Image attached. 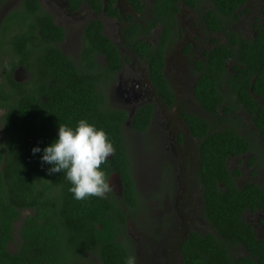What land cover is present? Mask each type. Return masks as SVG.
I'll return each instance as SVG.
<instances>
[{
  "label": "trees",
  "instance_id": "16d2710c",
  "mask_svg": "<svg viewBox=\"0 0 264 264\" xmlns=\"http://www.w3.org/2000/svg\"><path fill=\"white\" fill-rule=\"evenodd\" d=\"M10 1L0 0V5ZM65 1L71 11L81 2ZM89 1L98 12L99 1ZM209 1L212 9L201 21L207 33H222L227 42L212 40L204 62L195 64L193 97L226 126L215 130L204 118L182 117L199 144L203 216L215 235L191 232L180 251L183 264H264V241L243 219L247 211H264V187L247 183L238 188L234 179L239 172L227 166L228 158L251 152L254 145L230 122L237 108L249 116L264 142V6L255 37L245 40L230 29L245 0ZM129 3L140 12L137 0ZM179 3L194 9L199 0H154L144 26L130 17L123 31L126 45L145 63L151 86L167 105L174 96L164 77V58L176 36ZM106 14L120 17L110 3ZM157 26L160 33L152 46L144 37ZM64 38V29L38 0H21L0 19V53L11 55L0 73V264H86V258L95 264H127L133 257L126 224L138 195L123 131L129 121L132 131L146 132L153 107L140 106L128 119L126 111L109 105L108 85L125 60L98 20L83 29L78 62L60 49ZM19 68L27 76L23 82L13 79ZM80 120L102 129L111 142L114 153L100 169L107 182L118 176L119 197L110 189L103 199L74 200L63 173L48 175L50 166L41 164L39 153H31L34 146L43 149L51 143L59 125L74 128ZM16 223L19 243L12 252ZM237 247L246 255L235 258Z\"/></svg>",
  "mask_w": 264,
  "mask_h": 264
},
{
  "label": "rangeland",
  "instance_id": "374dc122",
  "mask_svg": "<svg viewBox=\"0 0 264 264\" xmlns=\"http://www.w3.org/2000/svg\"><path fill=\"white\" fill-rule=\"evenodd\" d=\"M20 1L11 0L6 4L0 5V19L7 12L15 9ZM38 1L42 10L50 14L54 18L55 23L65 31V38L60 47L62 52L73 61L78 62L82 28L91 21L92 17L90 13L86 10L85 12L82 11L78 16L71 17L64 11V0ZM116 1L121 9H125V0ZM247 1L246 9H250V14L247 17L241 18V23H239L241 25L236 29L241 34L247 33L249 30V24L251 19L256 17L259 3L258 0ZM203 8L204 11L212 9L211 2L209 0H200L196 15L182 10L177 18L178 26L184 30V34L188 39L190 35H198L197 24L201 30V17L204 14V11H202ZM150 9L151 6L147 9L146 18L150 15ZM241 12L242 9L240 10ZM142 21H144L143 18ZM104 23L103 34L118 48L120 55L125 60L123 69L117 75L115 82L113 81L111 86L108 85L109 105L113 109L124 110L129 115H133L136 108L145 103L151 104L154 109L151 125L146 132L136 133L126 125L123 131V140L131 166V173L137 183L136 191L138 195V206L130 214L127 221L126 233L132 239V255L135 259V264H155L149 259L153 252L150 251L149 241H152L153 230L151 221L154 219L153 216H156L155 214H163L164 208H162L160 200L163 199L161 190L164 188L165 177H167L165 163L168 160L162 146L168 148L167 138H169L170 142L174 134H182V129L180 128L182 121L179 114L184 111L207 119L215 130L224 127L226 122L220 121L216 117L204 115L191 97V86L196 80L197 75L192 73L189 64L194 58H198V55L200 56L199 51L203 46L196 48L189 55L184 53L182 44L178 42L176 45L173 43L167 48L165 52L166 68L164 75L175 93L177 103L174 106H165L157 100L156 95H154L150 87L145 63L137 58L122 40L126 22L118 23L116 21L104 20ZM159 30L158 28L150 36H145L144 39H146V42L155 46L157 44ZM215 38L220 42L224 41L221 37H214L213 39ZM195 45L198 46L199 43L197 42ZM10 56L9 52L7 53L6 51L0 53V73ZM24 78L25 76L23 77L21 72L17 71L15 73L16 80L20 81ZM1 116L2 111H0V120ZM230 122L235 125L241 135L250 140L254 145L253 150L244 157L230 159L228 161V168L241 173V185L249 182L264 185V145H261L263 143H260L256 138L249 116L240 109H237L235 115L230 119ZM1 129L0 122V141ZM185 142L186 145L180 148L181 154H184L188 150L187 156H194L193 163L195 164L198 156L197 142L189 139V137L185 138ZM194 172L195 168L192 166L193 175ZM108 183L113 193L119 196L118 180L114 176H110ZM202 217L204 218L203 213ZM198 219L201 224L197 221L196 226L199 227V230L202 228V233L214 234V231L208 225L205 227L202 224L203 221L200 219V216H198ZM244 220L251 226H254L255 233H259L260 226L264 225V215L260 212L257 214L246 213ZM192 225H195V223H192ZM18 226L19 223H16L14 227V241L9 246V250L12 252L19 243L17 234ZM236 256L241 257L243 253L239 252V249H236L234 257ZM86 260V264H95L91 259L86 258Z\"/></svg>",
  "mask_w": 264,
  "mask_h": 264
},
{
  "label": "flooded vegetation",
  "instance_id": "af4514ba",
  "mask_svg": "<svg viewBox=\"0 0 264 264\" xmlns=\"http://www.w3.org/2000/svg\"><path fill=\"white\" fill-rule=\"evenodd\" d=\"M98 1L100 4V8H99L100 10H98V12L95 11V9H93V5L89 0H81V2H79V7L76 11H71L68 8L66 1L64 0L63 8H64V11L68 15H70L71 17L78 16V14H80L82 11L85 12L87 10V12H89L91 17H92L91 21L92 20H98L99 21V19H100L99 22L102 24L103 29L105 27L104 20L116 21L118 23H120V22L125 23L126 22L125 23V28H126L127 27V20L130 17L134 20V22H136L137 24H139L143 27L144 21H142V18H143V20L146 19L147 9H148V7L152 6V4L154 2V0H137L139 3V7H141V8H140V12H136L134 7L129 3V0H125V5H126L125 9H121L118 6V3L116 0H98ZM199 2H200V0H199ZM258 2L259 3H258L257 11H256V17H253L251 19V22L249 24V30L247 31V33H244V34L238 33L236 31V29L241 25V24L239 25V23H241V18L247 17L250 14V9H246L248 1L245 0L244 6L237 9V11L235 12V16L238 18V20L235 23L231 24L230 29L238 37L243 38L245 40H250V39H253L255 37V35H256L255 27L263 20L261 8H262V6H264V0H262V1L258 0ZM108 3H110L114 9H116V12L120 16L119 18L109 17L106 14V7L108 6ZM241 9H242V12L240 13ZM182 10H186L189 13H192L195 15L197 12V8L191 9V8L187 7L186 4H183V3L178 4V11L175 15L176 36L172 40V44L174 43V45H176L177 42L181 43L182 44V50L187 55L191 54V52L193 50H195L196 48H200L203 46V48H201L199 51L200 56L198 55V58H194L189 64L190 68L192 69V73L197 75V73H196L197 67L195 64L198 62H200V63L204 62V59H205L204 54L206 52L210 51L213 47L212 40H216L219 43H226L227 40L223 37L222 33H217V34L207 33L203 23L201 24L202 25L201 30L199 28V25L197 24L198 35L197 36H195V35L191 36L190 35L189 39H188L186 37V35L184 34V30L182 28H180L177 24V20H178L177 18L179 17ZM207 10H210V9H207ZM202 11H204V8L202 9ZM205 11H204V13H205ZM95 18H97V19H95ZM158 28L160 29V27L157 26L155 29L151 30L150 33H153ZM82 29H84V28H82ZM82 32H83V30H82ZM158 35H157V37H158ZM142 37H144V36H142ZM212 37L213 38L214 37H221L224 39V41L220 42L217 38L213 39ZM122 40H123L124 44L126 45L123 38H122ZM145 41H146V39H145ZM157 41H158V39H157ZM197 42L199 43L198 46L195 45ZM61 44H60V47H61ZM79 47H80V45H79ZM201 54H202V56H201ZM124 63H125V61L122 64L121 70L123 69ZM165 65H166V55L164 58V71L166 68ZM16 72H17V70L13 74L14 80H16L15 79V73ZM118 74H119V72L116 74L114 79H116ZM147 76H148V72H147ZM164 77H165V75H164ZM26 78H24L23 80H20V81L17 80V81L23 82L26 80ZM197 79H198V75L196 77V80L192 83V86H191V88H192L191 97L195 101V103L198 105V103L196 102V100L193 97V89H194V86H195ZM166 81L169 82L168 80H166ZM148 82H149V78H148ZM149 84H150V82H149ZM168 84L171 88L170 83H168ZM111 85H112V83H110V86ZM150 87L153 90L154 95H156L157 100H159L161 103H163L166 106L167 104L164 101H162L160 99V97L157 96L156 91L153 89L151 84H150ZM171 90H172V88H171ZM172 94L174 96L173 103L171 105H167V106H174L177 103L176 96H175V93L173 90H172ZM144 105H151V104L145 103V104H142L140 106H144ZM198 107H199V105H198ZM199 109L204 113V115L214 117L213 115L206 114L200 107H199ZM236 110H235V113H236ZM241 111L244 112L243 110H241ZM183 113L193 115L188 111H186V112L184 111ZM183 113L179 114L180 119L182 121V124L180 127L182 129V134L181 135H179L178 133L174 134L173 139L170 142H169V138H167L168 139V148H166L165 146H162V149L166 152V157L168 160L165 163V171L167 172V174H166L167 177H165V181H164V185H163L164 188H162V190H161V194L163 196V199L160 200V204H161L162 208L163 207L164 208H163V214L160 213L158 215L155 214L156 216H153L154 219H153V221H151L152 230H153L152 241H149L150 251H153L152 254L150 255L149 259H151L155 264H183V257H182L180 248H181V244L185 240L188 239L190 233L194 232V233L201 234V235L208 234V233H202L203 232L202 228H201V230H199V227L196 226L197 221L201 224L200 220L198 219V216H200V219L203 221L202 224L205 227L208 225L205 218L202 217V213H203V201L201 198L202 188H201V185L199 183L198 175H197L199 157L197 156V161L194 164L193 163L194 156L188 157L187 156L188 150L184 154H181V150H180L181 147L183 148V146L186 145L185 138H187V137H189V139L197 142V145H199L197 139H195L194 137L191 136L189 129L185 125L183 117H182ZM153 114H154V109H153ZM153 114H152V117H153ZM193 116L202 118L199 115H193ZM227 116H230V114H228ZM152 117H151V119H152ZM251 124H252V122H251ZM150 125H151V122H150ZM127 126H129V124ZM252 127L255 131L256 138L258 139V141H260V143H263L261 145H264V142L257 135V132H256L253 124H252ZM221 128H223V127H221ZM197 152H198V148H197ZM248 153L249 152H246L245 154L236 156L234 158H228L227 159V166H228V161L230 159L241 158V157H244L245 155H247ZM192 166L195 168L194 175L192 173ZM229 171L233 172L234 170L229 169ZM240 177H241V173L239 172V176L237 178H235L234 181H235L236 186L241 189L247 183L241 185L240 184ZM134 184H135V188H136L137 183L135 182V180H134ZM249 184L259 185L257 183L255 184L252 182H249ZM260 186L264 187V185H260ZM133 211H132V213H133ZM259 212L264 215V211H261V210H257L255 212L247 211L243 214V219H244V216L246 213L257 214ZM190 223H191V225H189ZM192 223H195V225H192ZM261 223H263V221H261ZM126 226H127V224H126ZM251 227H252V230L254 232V235L256 234L255 237L258 240L264 241V233H263L264 225L260 226L259 233H257V232L255 233L254 226H251ZM213 235H215V233ZM237 248L239 249V252L243 253V256L246 255V252L244 251L243 248H241V247H237ZM235 258H238V256H236Z\"/></svg>",
  "mask_w": 264,
  "mask_h": 264
},
{
  "label": "clouds",
  "instance_id": "9594fccd",
  "mask_svg": "<svg viewBox=\"0 0 264 264\" xmlns=\"http://www.w3.org/2000/svg\"><path fill=\"white\" fill-rule=\"evenodd\" d=\"M31 153H39L41 164L50 166L46 169L48 175L63 173L74 200L103 199L110 190L100 166L114 148L102 129L85 120L78 121L74 128L59 125L56 138L43 149L34 146ZM127 264H135L134 257H129Z\"/></svg>",
  "mask_w": 264,
  "mask_h": 264
},
{
  "label": "water",
  "instance_id": "95a60500",
  "mask_svg": "<svg viewBox=\"0 0 264 264\" xmlns=\"http://www.w3.org/2000/svg\"><path fill=\"white\" fill-rule=\"evenodd\" d=\"M17 71L18 72H21L22 74H23V77L25 76V78L27 77L26 76V74H25V72H24V70L22 69V68H19V69H17ZM17 81V80H16ZM132 117V114H130L129 115V118L128 119H130ZM129 124V121L127 122V125ZM112 176H114L118 181H119V179H118V176L117 175H112ZM110 179V178H109ZM109 184V183H108ZM118 184H119V191H120V195H121V184H120V181L118 182ZM119 195V196H120Z\"/></svg>",
  "mask_w": 264,
  "mask_h": 264
}]
</instances>
